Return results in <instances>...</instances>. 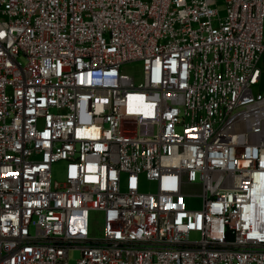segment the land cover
<instances>
[{
  "label": "built area",
  "instance_id": "2783aa9c",
  "mask_svg": "<svg viewBox=\"0 0 264 264\" xmlns=\"http://www.w3.org/2000/svg\"><path fill=\"white\" fill-rule=\"evenodd\" d=\"M74 250L264 264V0H0V264Z\"/></svg>",
  "mask_w": 264,
  "mask_h": 264
},
{
  "label": "rangeland",
  "instance_id": "374dc122",
  "mask_svg": "<svg viewBox=\"0 0 264 264\" xmlns=\"http://www.w3.org/2000/svg\"><path fill=\"white\" fill-rule=\"evenodd\" d=\"M141 66L142 65L140 63H133V64L127 65V69L128 71H132L138 75L141 71V68H142ZM63 167H64L63 163H59L54 166V169H53L54 179H57L60 181L63 180ZM142 190H146V191L153 190V185H149L146 182L145 183L143 182ZM200 206H201L200 200L195 199L192 207L200 208ZM92 216H93V219H92L91 231L93 234L99 235L101 234V230H102L101 215L100 213H94ZM79 256H80V252L78 250L72 251L70 253L69 264H77V260Z\"/></svg>",
  "mask_w": 264,
  "mask_h": 264
},
{
  "label": "snow or ice",
  "instance_id": "6c2138e0",
  "mask_svg": "<svg viewBox=\"0 0 264 264\" xmlns=\"http://www.w3.org/2000/svg\"><path fill=\"white\" fill-rule=\"evenodd\" d=\"M140 99H142V98H140ZM130 108H131V106H130Z\"/></svg>",
  "mask_w": 264,
  "mask_h": 264
}]
</instances>
